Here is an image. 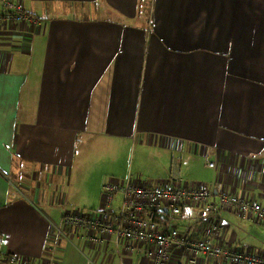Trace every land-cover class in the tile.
<instances>
[{"label":"crops","instance_id":"1","mask_svg":"<svg viewBox=\"0 0 264 264\" xmlns=\"http://www.w3.org/2000/svg\"><path fill=\"white\" fill-rule=\"evenodd\" d=\"M10 1L35 19L0 21L1 254L46 263L65 205L97 210L105 184L128 178L213 186V206H184V230L171 225L264 254V226L218 203L264 205V0ZM134 142L166 172L181 155L178 169L133 170ZM63 234L55 264H151L87 229Z\"/></svg>","mask_w":264,"mask_h":264},{"label":"built area","instance_id":"2","mask_svg":"<svg viewBox=\"0 0 264 264\" xmlns=\"http://www.w3.org/2000/svg\"><path fill=\"white\" fill-rule=\"evenodd\" d=\"M0 2V21L35 19L10 0ZM215 192L213 186L184 184L181 179L169 184L148 185H138L131 178L119 183L109 181L103 187L104 199L99 209L65 214L58 233L50 239L49 256L43 264H55L65 228L91 231L94 233L90 237L93 244H112L120 257L124 253L133 255L142 252L151 264H168L172 253L186 255L187 259L181 264H197L198 257L231 264H264V254L239 251L209 236L195 238L171 225L170 221L181 215L184 206H213ZM118 195L122 201L116 206ZM218 203L221 209H235L243 219H251L264 226V205L231 192L220 193ZM0 262L36 264L29 258L1 253Z\"/></svg>","mask_w":264,"mask_h":264},{"label":"rangeland","instance_id":"3","mask_svg":"<svg viewBox=\"0 0 264 264\" xmlns=\"http://www.w3.org/2000/svg\"><path fill=\"white\" fill-rule=\"evenodd\" d=\"M173 157L175 158L174 160V165L172 162V165H168L167 168V172L165 171L166 165L163 162V160H161V158L159 157V155L154 154L153 152L150 151H146L142 146L139 145V143L134 142V144L131 146L130 151L127 154V161L128 164L133 163V170H143V171H147V170H151V168L153 167L151 164L154 163L155 164H159L161 162V167H160V172L158 173H167L168 176L172 175L179 167V163H180V158L181 155L177 154V155H173ZM210 163L211 161L207 160L206 162L201 161V176L203 178H206L209 180V182L213 181L215 179V175H214V169L210 167ZM157 172V171H156ZM73 177H71L70 175V179L67 181H72ZM145 177L141 178V184L146 183ZM201 184V183H198ZM122 198L120 195H118L116 197L115 200V205L117 206L119 203H121ZM100 206V203L98 205V208ZM65 208H67L68 211L71 212H75L77 210H81V209H75L76 207H74V205H71V202H69L68 204L65 205ZM174 222L176 223V225L179 227L180 230H184L182 229L185 225L184 219H180V218H174Z\"/></svg>","mask_w":264,"mask_h":264},{"label":"trees","instance_id":"4","mask_svg":"<svg viewBox=\"0 0 264 264\" xmlns=\"http://www.w3.org/2000/svg\"><path fill=\"white\" fill-rule=\"evenodd\" d=\"M163 212L165 213V210H163Z\"/></svg>","mask_w":264,"mask_h":264}]
</instances>
